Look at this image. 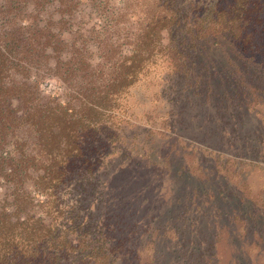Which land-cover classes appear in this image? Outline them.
Returning <instances> with one entry per match:
<instances>
[{
	"label": "trees",
	"instance_id": "16d2710c",
	"mask_svg": "<svg viewBox=\"0 0 264 264\" xmlns=\"http://www.w3.org/2000/svg\"><path fill=\"white\" fill-rule=\"evenodd\" d=\"M76 6V0H0V264H120L125 240L116 237L115 222L99 218L92 200L85 204L72 193L104 189L95 182L89 145L119 135L122 96L163 53L175 60L179 88L187 100L192 93L195 104L219 96L221 110L241 112L255 93L264 94V0H143L140 12L130 15L137 26L117 35L130 40V50L112 55L109 37L97 63L90 45L79 41L81 32L73 43L66 38ZM117 21L126 19L122 14ZM225 43L233 59L246 56L249 64L236 65L240 78L222 82L219 92L205 81L207 55ZM47 77L67 86L48 93ZM198 185L192 195L210 199L207 211L200 210L204 202L192 208L185 198L170 224L152 227L143 264L220 263L223 213L210 211L216 199L230 203L237 195L206 194L207 181ZM229 215L246 224L252 239L256 227H264V210L238 207ZM237 238L229 236L236 248L227 264H258ZM129 254L137 256L134 249ZM134 257L125 264H140Z\"/></svg>",
	"mask_w": 264,
	"mask_h": 264
},
{
	"label": "rangeland",
	"instance_id": "374dc122",
	"mask_svg": "<svg viewBox=\"0 0 264 264\" xmlns=\"http://www.w3.org/2000/svg\"><path fill=\"white\" fill-rule=\"evenodd\" d=\"M142 3L143 0H134L128 6L129 10L123 8L122 0L103 2L100 9L91 12L89 6L83 7L79 20L85 33L90 31L92 36L95 63L101 56L96 45L108 36L112 37L109 43L112 55L130 50L133 45L130 40L118 39L117 35L137 26V17L130 15L140 12ZM120 10H124L126 21L118 23L111 14ZM107 21L106 28L100 31L101 23ZM114 21L117 27H108ZM94 27L96 31H93ZM98 30L103 35L98 34ZM164 44H169L166 32ZM212 48L207 55V65L210 66L207 73L210 74L205 81L211 88L222 92V82L229 86L230 81L241 76L234 67L240 62L243 66L249 62H246V56L233 59V55L226 51L231 48L228 43L223 44V48L217 45ZM176 66L172 56L163 53L124 93L117 110L120 115L117 121L119 135L111 137V141L105 137L92 140L89 145L92 152H87L97 170L95 182L98 181L104 189L92 194L86 191L79 194L73 190L72 198H81L85 204L92 200L93 211L99 218L111 217L110 220L115 222L116 237L125 240L120 264H125V257H134L129 254L132 249L137 255L135 261L143 264L150 251L148 240L152 227L160 223L164 226L170 224V217H176L185 198L189 199L192 208L204 202L200 210L207 211L211 203L206 200L210 199H200L191 191L200 182L207 181L210 189L206 194L216 195L223 190L222 197L237 195L230 203H225V199L222 202L221 197L216 201L211 199L217 206L210 212L223 213L218 216L222 224L216 246L219 264H227L230 251L236 248L229 243L230 235L238 237L235 244L248 251L254 261L264 263V243L258 241V234L262 232L260 228L264 227H256L252 239L246 235V224L229 215L238 207L246 211L249 207L259 212L264 210V94L255 93L241 112L232 108L227 112L221 110L220 103H217L221 100L219 96H210L204 104H195L192 93L190 100L182 94L179 77L174 73ZM224 75H228L227 81H221ZM45 81L48 83L43 88L48 93L62 92L66 87V83L52 77ZM240 113L244 114L239 116ZM191 216L188 214L189 222Z\"/></svg>",
	"mask_w": 264,
	"mask_h": 264
},
{
	"label": "flooded vegetation",
	"instance_id": "af4514ba",
	"mask_svg": "<svg viewBox=\"0 0 264 264\" xmlns=\"http://www.w3.org/2000/svg\"><path fill=\"white\" fill-rule=\"evenodd\" d=\"M77 1V6H76V8L74 9V12H73V14H72V19H71V22L69 23V24H67V32L65 31V34H66V38L69 40V43H73V41L74 40H76L77 41V37L78 36H76V38H75V32L76 31H79V33L81 32L82 33V38H79V41L81 42V44L83 43V41H85L86 42V44L88 45H90V51L93 53V49H92V44H91V38H92V36H91V34H90V31H89V34H86L85 33V31H84V27H83V23L81 22V20H79V13L81 12V10L83 11V7H85V8H87L88 6H89V8H90V12L92 11V10H94V11H96L97 10V8L99 7V9H100V7H101V5H102V3L103 2H109L110 0H76ZM133 1L134 0H122V2H123V4H122V6H123V8L125 9V7L127 8V10H129V8H128V6L130 5V4H132L133 3ZM83 3H86V4H83ZM101 10H103V8L101 9ZM28 11H30V9L28 10ZM100 11V10H99ZM59 13H57L56 15H58ZM122 14H124V10H120V11H117L116 13H114V12H112V16H113V19H115V21H117L118 20V18L122 15ZM101 17V16H100ZM30 21V20H29ZM115 21L113 22V25L112 26H108V27H114V23H115ZM108 21L107 22H103V23H101V25L100 26H102L101 27V29L102 30H100V31H103L104 30V28H106V26L108 25ZM117 26L115 25V28H116ZM97 30V28L96 27H94L93 28V31H96ZM99 31V30H98ZM98 32V34H100V35H103V33H101V32ZM109 37L110 36H108V37H106L105 39H104V41H102V42H99V44L98 45H96V47L101 51V48H102V45L105 43V42H107L108 41V39H109ZM112 40V37H110V41ZM100 45V46H99ZM98 61H100V56L98 57ZM97 61V62H98ZM95 63V62H94ZM57 81H61V80H59V79H57V78H55ZM62 83H65V82H63V81H61ZM66 86H67V83H66ZM50 92H52V91H50ZM54 93V92H53Z\"/></svg>",
	"mask_w": 264,
	"mask_h": 264
}]
</instances>
